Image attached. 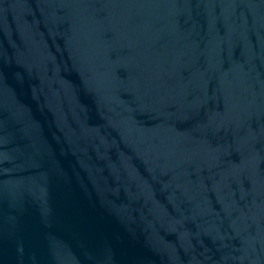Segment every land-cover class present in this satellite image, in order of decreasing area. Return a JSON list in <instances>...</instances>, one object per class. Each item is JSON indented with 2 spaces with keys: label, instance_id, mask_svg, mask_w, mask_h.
I'll use <instances>...</instances> for the list:
<instances>
[{
  "label": "water",
  "instance_id": "obj_1",
  "mask_svg": "<svg viewBox=\"0 0 264 264\" xmlns=\"http://www.w3.org/2000/svg\"><path fill=\"white\" fill-rule=\"evenodd\" d=\"M0 264H264V0H0Z\"/></svg>",
  "mask_w": 264,
  "mask_h": 264
}]
</instances>
